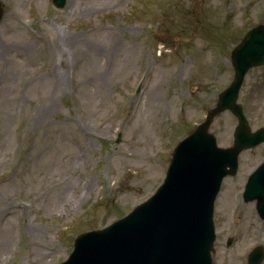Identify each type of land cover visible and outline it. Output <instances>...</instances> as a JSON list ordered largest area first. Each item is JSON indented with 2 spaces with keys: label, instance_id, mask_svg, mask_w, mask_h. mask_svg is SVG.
<instances>
[{
  "label": "rangeland",
  "instance_id": "1",
  "mask_svg": "<svg viewBox=\"0 0 264 264\" xmlns=\"http://www.w3.org/2000/svg\"><path fill=\"white\" fill-rule=\"evenodd\" d=\"M0 3V264H61L78 234L162 182L178 141L232 80V48L264 23V0ZM239 101L252 129L264 126V65L249 70ZM236 123L229 110L215 119L218 145L232 144ZM263 160V143L246 149L223 180L217 264H248L264 246L256 200L243 199Z\"/></svg>",
  "mask_w": 264,
  "mask_h": 264
},
{
  "label": "water",
  "instance_id": "2",
  "mask_svg": "<svg viewBox=\"0 0 264 264\" xmlns=\"http://www.w3.org/2000/svg\"><path fill=\"white\" fill-rule=\"evenodd\" d=\"M66 1L53 3L61 8ZM2 15L0 3V18ZM231 62V83L219 93L206 118L178 142L157 191L104 228L79 234L61 264H217L212 256L214 202L222 180L237 173L242 150L264 142V126L253 131L238 102L248 70L264 64V23L246 32L232 49ZM226 109L237 116L238 124L233 144L222 147L210 127ZM244 199H257L258 212L264 218V162L249 176ZM263 259L264 247L257 245L249 264H261Z\"/></svg>",
  "mask_w": 264,
  "mask_h": 264
},
{
  "label": "bare ground",
  "instance_id": "3",
  "mask_svg": "<svg viewBox=\"0 0 264 264\" xmlns=\"http://www.w3.org/2000/svg\"><path fill=\"white\" fill-rule=\"evenodd\" d=\"M55 46H58L56 43L54 44ZM61 54V53H60ZM10 208L8 207V209H5L3 211L4 214H8L9 213ZM104 228V227H103ZM50 254H52L50 251L43 253V252H38L37 254V258L40 260H45L47 258V256H49Z\"/></svg>",
  "mask_w": 264,
  "mask_h": 264
}]
</instances>
